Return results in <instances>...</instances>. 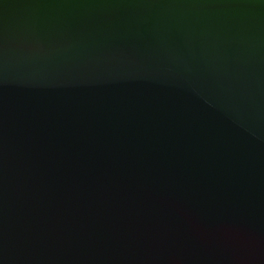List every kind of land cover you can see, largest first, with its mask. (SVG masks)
<instances>
[{
    "label": "water",
    "instance_id": "obj_1",
    "mask_svg": "<svg viewBox=\"0 0 264 264\" xmlns=\"http://www.w3.org/2000/svg\"><path fill=\"white\" fill-rule=\"evenodd\" d=\"M0 264H264V0H0Z\"/></svg>",
    "mask_w": 264,
    "mask_h": 264
}]
</instances>
